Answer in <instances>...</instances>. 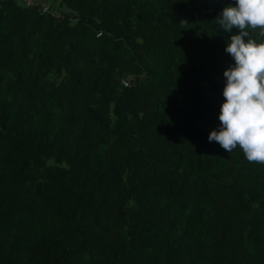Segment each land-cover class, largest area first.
<instances>
[{"label": "trees", "instance_id": "obj_1", "mask_svg": "<svg viewBox=\"0 0 264 264\" xmlns=\"http://www.w3.org/2000/svg\"><path fill=\"white\" fill-rule=\"evenodd\" d=\"M229 5L0 0V264H264V164L208 140Z\"/></svg>", "mask_w": 264, "mask_h": 264}, {"label": "clouds", "instance_id": "obj_2", "mask_svg": "<svg viewBox=\"0 0 264 264\" xmlns=\"http://www.w3.org/2000/svg\"><path fill=\"white\" fill-rule=\"evenodd\" d=\"M216 23L225 32L235 28L238 34L230 36L225 47L234 65L223 72L220 128L210 132L208 140L228 153L239 146L249 162L264 164V43L243 39L249 36L245 29H259L264 36V0H235Z\"/></svg>", "mask_w": 264, "mask_h": 264}, {"label": "built area", "instance_id": "obj_3", "mask_svg": "<svg viewBox=\"0 0 264 264\" xmlns=\"http://www.w3.org/2000/svg\"><path fill=\"white\" fill-rule=\"evenodd\" d=\"M25 2L28 4L29 3V0H25ZM49 5L45 4L42 9H41V12H47L49 11Z\"/></svg>", "mask_w": 264, "mask_h": 264}]
</instances>
